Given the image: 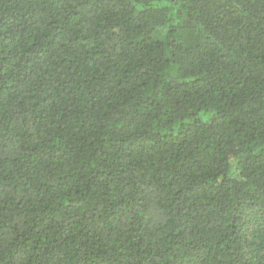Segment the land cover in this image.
I'll return each instance as SVG.
<instances>
[{
	"label": "trees",
	"instance_id": "trees-1",
	"mask_svg": "<svg viewBox=\"0 0 264 264\" xmlns=\"http://www.w3.org/2000/svg\"><path fill=\"white\" fill-rule=\"evenodd\" d=\"M0 264H264V0H0Z\"/></svg>",
	"mask_w": 264,
	"mask_h": 264
}]
</instances>
